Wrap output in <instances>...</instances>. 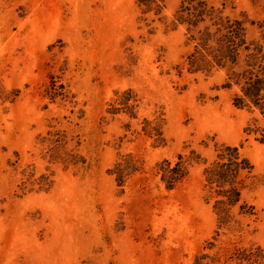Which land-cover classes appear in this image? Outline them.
<instances>
[{
	"label": "rangeland",
	"instance_id": "374dc122",
	"mask_svg": "<svg viewBox=\"0 0 264 264\" xmlns=\"http://www.w3.org/2000/svg\"><path fill=\"white\" fill-rule=\"evenodd\" d=\"M181 1L0 0V264H264V116L188 70ZM212 2L264 44V0Z\"/></svg>",
	"mask_w": 264,
	"mask_h": 264
},
{
	"label": "trees",
	"instance_id": "16d2710c",
	"mask_svg": "<svg viewBox=\"0 0 264 264\" xmlns=\"http://www.w3.org/2000/svg\"><path fill=\"white\" fill-rule=\"evenodd\" d=\"M175 16L179 23L186 25L188 39L193 43V49L186 55L188 70L228 67L227 86L237 87L234 105L258 109L264 116V44L248 43L243 20L224 15L223 8H216L212 0H182ZM219 157L220 161L206 169L208 181L220 186L228 184L223 191L227 197L224 203L232 204L239 196L236 177L248 163L240 157L238 147H225ZM162 171L169 185L185 173L179 163L170 169L163 167Z\"/></svg>",
	"mask_w": 264,
	"mask_h": 264
}]
</instances>
